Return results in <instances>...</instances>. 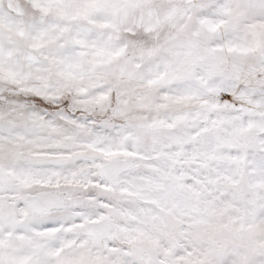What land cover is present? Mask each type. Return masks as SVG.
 <instances>
[{"label": "snow or ice", "instance_id": "snow-or-ice-1", "mask_svg": "<svg viewBox=\"0 0 264 264\" xmlns=\"http://www.w3.org/2000/svg\"><path fill=\"white\" fill-rule=\"evenodd\" d=\"M0 264H264V0H0Z\"/></svg>", "mask_w": 264, "mask_h": 264}]
</instances>
